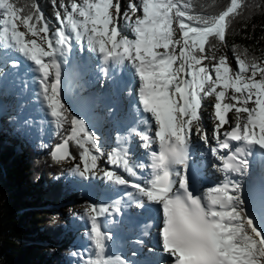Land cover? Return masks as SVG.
<instances>
[{
	"label": "snow or ice",
	"instance_id": "6c2138e0",
	"mask_svg": "<svg viewBox=\"0 0 264 264\" xmlns=\"http://www.w3.org/2000/svg\"><path fill=\"white\" fill-rule=\"evenodd\" d=\"M51 6L54 27L33 0L22 7L18 0H0V61L13 68L21 66V58L29 63L37 99L55 128L66 133L51 159L78 161L73 175L102 178L125 190L108 203L90 202L73 213L88 222L93 251L86 259L72 255L81 256L82 264H133L107 253L113 234L106 224L127 209L157 217L154 225H145L157 228L147 257L159 251L168 264H264V229L254 218L264 219V189L246 202L242 184L231 178L248 174L255 147L264 152V58L245 50L234 55L233 67L226 55L217 60L205 54L213 41L226 43L233 20L247 7L244 0H229L214 15L195 12L190 0H51ZM75 45L95 54L105 82L103 93L84 102L123 128L107 151L64 98L62 64ZM93 62L91 56L85 61ZM114 67L120 75L111 72ZM205 97H214L210 130L202 123ZM194 139L213 158L208 166L223 174L211 186H196ZM139 149L143 156H137ZM134 243L143 252L145 241Z\"/></svg>",
	"mask_w": 264,
	"mask_h": 264
},
{
	"label": "trees",
	"instance_id": "16d2710c",
	"mask_svg": "<svg viewBox=\"0 0 264 264\" xmlns=\"http://www.w3.org/2000/svg\"><path fill=\"white\" fill-rule=\"evenodd\" d=\"M33 2L39 4L50 25L55 23L51 0ZM228 2L190 0L193 10L205 15L218 13ZM18 3L22 7L24 0ZM244 3L247 7L233 20L226 43L213 41L215 46L210 50L206 45L207 56L218 60L223 52L235 64L234 55L247 50L250 56L264 58V0ZM68 104L75 114L73 105ZM14 119L0 116V264H78L72 255L78 250L74 232L64 219L69 220L70 215L64 205L83 199L82 192L67 182L78 161L57 164L50 157L66 133L59 132L51 146L45 148L26 137ZM71 147L74 153L78 151L74 144ZM46 243L63 246L40 251Z\"/></svg>",
	"mask_w": 264,
	"mask_h": 264
},
{
	"label": "rangeland",
	"instance_id": "374dc122",
	"mask_svg": "<svg viewBox=\"0 0 264 264\" xmlns=\"http://www.w3.org/2000/svg\"><path fill=\"white\" fill-rule=\"evenodd\" d=\"M122 2H123V0H122ZM135 2H138V0H135ZM52 26L54 27L55 23H53ZM20 30L25 31V29L23 28L22 25L20 26ZM77 47H78V45L74 46V51L75 50L77 51ZM220 53H221L220 56H222V54H224L223 52H220ZM85 54L88 55V57L91 56L93 58L94 62L98 60L95 58V54L90 53L88 51L87 47L85 49ZM98 62H99V60H98ZM9 63H8V65H5L2 61H0V116H3V113L7 109H11L9 116H13V118H15L14 119L15 125L18 126L23 131L25 136L29 137L32 141L38 142V144H42L45 148H49L51 146L50 144L53 142V140L56 138V136H58V133L60 132V130H57L55 128V125L51 123V118L47 114L46 110L42 111V115L37 116V113H39V107H38L39 99H37L35 94H34V97L32 98V102L27 100V101H25V103L21 100V98L18 95H16V94H21V93L23 94L24 91L21 92L19 88L17 90L14 88L15 86L14 87L10 86L11 81L15 83V80L11 79L10 83L8 82L9 77H11V76L6 74V72L8 73V69H9V68H7V66L10 68L12 67L11 63L10 64ZM93 63L91 64V66L94 65ZM203 63L208 64L209 61L205 60ZM232 66L235 67V64L232 63ZM11 69L13 70V67ZM5 77L7 79L4 82ZM96 87L97 86H94L93 89H95ZM84 89H85V87L79 88L77 93L74 92V94L76 95L78 101L81 100V101H79V106L81 108H84L85 110H89V111H88V113H85L84 111L78 110L77 107H75L76 112L82 118L87 119L90 126L93 128V130L96 131L98 136L102 135L101 136V142L104 144L105 150L107 151L109 145L113 144V141L115 139V135H116L117 131L119 130L120 126H113V124L111 122L107 121L104 118L101 120L100 124L98 123L96 118L97 117L101 118V116L96 113L95 109H97V108L93 107L90 104L85 103L83 100L84 98L82 99V97H83L82 92L84 91ZM230 91H231V89L227 90V94H230ZM103 92H104V88L102 87L100 89V93H103ZM69 96H70V92L65 91L64 92L65 100L69 99L75 105V102L72 101ZM210 98H212V102L210 104H207V105L205 104L206 106L204 107V110L206 109L207 111H206L205 115L202 114L203 120L206 122L205 123L202 120V123H203L204 127L208 130H210L212 128V126L215 122L214 115H212L214 118L212 117L211 119H209V116L212 114V110H213L211 105L214 103V97H210ZM26 102H28L27 103L28 105H30V106L32 105V108L30 111L27 110ZM87 108H89V109H87ZM96 127L101 128L102 131L99 132L98 130H96L95 129ZM257 132H258V129H257ZM196 140L197 139H194V141L196 143H198L200 146L203 147L202 142H200L199 140H197V141ZM263 160H264V158H263ZM105 166H107V165L101 164L102 168ZM239 179H241V177ZM67 182H70L71 186L77 188V190L81 191L83 194L82 195L83 199L81 201H79L78 203H70V204L64 205L65 211H68L70 214L69 220L67 218H64V219H65V221H67L65 223L66 226H69L71 228L72 232H74V237H75L74 240L77 242V246H78L77 253L83 254V258L86 259L90 254H92V251H93V249L90 245V242L88 241L87 236H86V232L88 229V222L86 221V219H83L79 216H74L72 214L73 213H82L84 207L90 202L99 204L101 202V194L98 192H94L93 186L94 185L99 186L98 188H100V190H101L103 187L107 188L108 185H107V183H105L106 181L103 180L102 178H94L92 180H84V179H82L76 175L69 176V178L67 179ZM108 189L115 191L117 193V189H115L113 186H108ZM59 207H61V206H59ZM61 208H63V207H61ZM55 211H58V209H55ZM57 218L55 220H57ZM106 228L111 229L110 226H108ZM108 229H106V230H108ZM122 240H124V239H118V240L112 239L111 241L107 242L108 243V247H107L108 255H111V256L119 255L122 257L124 256V258H127L130 261L134 262L133 264H136L137 260L136 261L132 260L131 256H129L128 254L132 253L133 251H137V256H139L141 254V252H139V250H138L140 246L135 245L131 242H126V241H122ZM62 246H63L62 244L60 246H57L56 244L46 243V244H43L39 249H40V251L46 252L48 249H51V248L58 250ZM111 246H113V247H111ZM143 248H144V251L147 252V249L150 247L148 246V244H146L143 246ZM74 256H75V260L77 261V263L82 264L81 256H76V255H74ZM150 258H152V257H150Z\"/></svg>",
	"mask_w": 264,
	"mask_h": 264
},
{
	"label": "bare ground",
	"instance_id": "6f19581e",
	"mask_svg": "<svg viewBox=\"0 0 264 264\" xmlns=\"http://www.w3.org/2000/svg\"><path fill=\"white\" fill-rule=\"evenodd\" d=\"M73 49H74V47H73ZM80 55L81 54L78 52V50L77 51L75 50V51H73V53L71 54V56L68 58L69 60H71L70 66L68 68H66L65 67L66 63L62 64V68L64 67V71H65V74H66L65 75L64 73H62V80H63V89H64V92L65 91L66 92H70L69 91L70 86H67L66 84H71L72 81H73V85L77 86L78 83L81 82V80H77L76 81V79L78 77V73H79L80 70L86 69V70H88V71L91 72V71L95 70V67L100 63L97 60V61H95L93 63L94 65L91 66L92 63H85V61L88 59V55L85 54L84 57H82ZM28 64L29 63L27 61H24L21 58V66L20 67H24V65L28 66ZM7 68H9V69H8V73L6 72V74L11 76V77H9L8 82L10 83L11 79H14L15 80V83L11 81L10 86L11 87H14L15 86L14 88L17 89V90L19 88L21 92L24 91L23 94L21 93V94H16V95H18L24 103L27 100L32 102V98L34 97V94L36 93V85L35 84L32 85V87H31L30 90H27V89L29 88L28 87V84H30L31 80H33V78H34V73L30 71V75L28 77L25 74V76H26V80H25V78L23 79L24 74H17L16 71H14L15 68H13V70L11 69L12 67L10 68V67L7 66ZM115 69H116V67L112 68L111 71L114 73V70ZM19 72L20 73H24L23 70H20ZM6 79L7 78L5 77L4 82L6 81ZM94 86H97V87L95 89H93ZM84 87H85V89L82 92L83 93L82 99L85 98L86 96L90 95V94H93V93L99 94L100 93V89L102 88L101 83H99V82L96 83L93 86H91L90 83L87 82V84L86 85H83L81 88H84ZM103 88H104V91H105V87H103ZM231 92H232V90L230 91V94H231ZM211 102H212V98L205 97L204 104L207 105V104H210ZM27 103L28 102H26V104ZM26 107H27V110L30 111L31 108H32V105L30 106V105L27 104ZM38 107L39 108H42V109L39 110V113H37V116L42 115V111L45 110V107H44V105L42 104V102L40 100H39ZM82 109H84V108H82ZM87 109H89V108H87ZM206 111L207 110L206 109L204 110V108H203L202 114L205 115L206 114ZM213 112H214V109L212 110V113ZM231 115H232L231 113H228V116H231ZM201 148H202V146H200L198 143H196L195 141H193V148L192 149L195 151V158L192 160V164L195 166V169H196L197 166H200L198 159H201L202 161L206 160L207 161V164H210L211 156L208 154V152L207 153L204 152V155H203L202 158L199 157L200 153L198 152V150L201 149ZM262 154H263L262 155V158H264V152ZM261 165L262 164L259 163V168L263 167V165L262 166ZM252 166H253L254 169H257L258 164L253 163ZM206 171H207V174H211V175L216 176V173L214 172V170L211 167H209ZM257 171H261V170H257ZM199 173H200L199 171H196L195 172V175H198ZM249 175H250V172H248V174L246 176H244V177L243 176L242 177L240 176L241 179H239L240 177H237V180L242 183L246 178L249 177ZM105 183H107L108 186H111V185L108 184L107 181ZM108 186H107V188L103 187L101 190H100V188H98L99 186H96V185L93 186V191L94 192H98V193L101 194V202L100 203H108L112 199H115L118 196V194L115 191H112V190L108 189ZM133 211L134 212H137V210H130V213L132 214V216L134 215L133 214ZM249 212H250V214L252 213L251 207H249ZM128 218H132V217H127L126 219L122 220L121 222L116 221L114 225H112V224H106V227L110 226V228H111V229H108V228H106V229H108V230H110L112 232L113 239L114 240L124 239L122 241L131 242V243L135 244L134 243V240L128 239V238L131 237V238L134 239L136 237H140V231L138 230V226H137L135 229L133 228V230H131L129 232L128 227H130L131 223H130L129 220H127ZM254 218H255L256 223L261 227V224L258 223V221H257L258 216L254 217ZM117 230H119V232H120L119 234L117 233ZM125 231H128V232L126 233ZM140 238H142V237H140ZM144 239L146 240L145 242L148 243V245H152V246H155L156 245L157 238L155 237V234L151 235L147 239L146 238H144ZM152 246H150V247H152ZM146 253L147 252L144 251V248H143V252H141V254L139 256H137V255L136 256H132L131 253H129L128 255L131 256V259L132 260H135V261L137 260V263L136 264H145V263H147V262H149L151 260L154 261V262L155 261H158L157 260L158 259V256H157L158 254L156 256L152 257L153 258L152 259L150 257H147L146 256ZM159 259H162L163 261L166 262V264H168V261H167V258L165 256V254L162 253V255H161V257ZM162 260L160 261L161 262L160 264H162Z\"/></svg>",
	"mask_w": 264,
	"mask_h": 264
}]
</instances>
